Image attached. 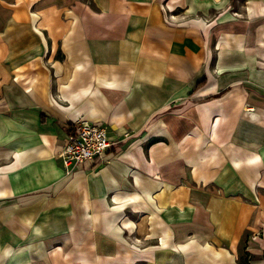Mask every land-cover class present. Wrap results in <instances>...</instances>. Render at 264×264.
I'll use <instances>...</instances> for the list:
<instances>
[{
	"label": "crops",
	"instance_id": "crops-1",
	"mask_svg": "<svg viewBox=\"0 0 264 264\" xmlns=\"http://www.w3.org/2000/svg\"><path fill=\"white\" fill-rule=\"evenodd\" d=\"M79 118L115 143L66 174ZM260 231L264 0H0V264H240Z\"/></svg>",
	"mask_w": 264,
	"mask_h": 264
},
{
	"label": "built area",
	"instance_id": "built-area-1",
	"mask_svg": "<svg viewBox=\"0 0 264 264\" xmlns=\"http://www.w3.org/2000/svg\"><path fill=\"white\" fill-rule=\"evenodd\" d=\"M113 143L115 142L110 140L106 125L79 118L73 122L57 157L61 160L64 172L69 174L84 162H105V155Z\"/></svg>",
	"mask_w": 264,
	"mask_h": 264
},
{
	"label": "rangeland",
	"instance_id": "rangeland-1",
	"mask_svg": "<svg viewBox=\"0 0 264 264\" xmlns=\"http://www.w3.org/2000/svg\"><path fill=\"white\" fill-rule=\"evenodd\" d=\"M106 127H107V131H109V128L107 125H106ZM259 233L256 234V237H257V239H258V237L260 238V239H258V241L260 242V246H259V248L255 249L256 253L251 252V251H247L246 239L241 243V246L239 248V260H240V262L248 263V261L259 259L260 261H262L264 263V235L262 236L263 233L261 231Z\"/></svg>",
	"mask_w": 264,
	"mask_h": 264
},
{
	"label": "trees",
	"instance_id": "trees-1",
	"mask_svg": "<svg viewBox=\"0 0 264 264\" xmlns=\"http://www.w3.org/2000/svg\"><path fill=\"white\" fill-rule=\"evenodd\" d=\"M203 83V80H201L200 82L197 83V86L198 85H201ZM240 264H244L243 262H241Z\"/></svg>",
	"mask_w": 264,
	"mask_h": 264
}]
</instances>
